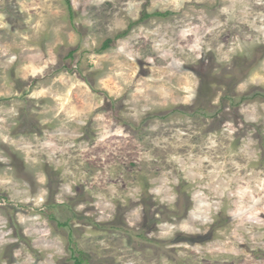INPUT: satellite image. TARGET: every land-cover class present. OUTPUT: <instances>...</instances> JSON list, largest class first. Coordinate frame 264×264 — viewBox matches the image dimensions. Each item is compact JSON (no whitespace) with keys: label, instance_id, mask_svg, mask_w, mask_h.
<instances>
[{"label":"rangeland","instance_id":"obj_1","mask_svg":"<svg viewBox=\"0 0 264 264\" xmlns=\"http://www.w3.org/2000/svg\"><path fill=\"white\" fill-rule=\"evenodd\" d=\"M71 3L0 0V264H264V0Z\"/></svg>","mask_w":264,"mask_h":264},{"label":"trees","instance_id":"obj_2","mask_svg":"<svg viewBox=\"0 0 264 264\" xmlns=\"http://www.w3.org/2000/svg\"><path fill=\"white\" fill-rule=\"evenodd\" d=\"M65 1H66L67 5H68V7H69V9H70V11L72 13V15H73V8H72L71 0H65ZM165 15L164 14H161V13H155V14H152V15H145V17H147V18L148 17H152V16L164 17ZM137 25H138V22L131 23L130 26H129V28L126 31L118 34L115 39H108L107 41H105V43L102 46V50L106 51V50L110 49L114 45L115 41L124 39L127 36H129L130 33H131V31H132V29L135 26H137ZM73 258H74L76 264H84V261L81 260L80 258L79 259H76L74 256H73Z\"/></svg>","mask_w":264,"mask_h":264}]
</instances>
